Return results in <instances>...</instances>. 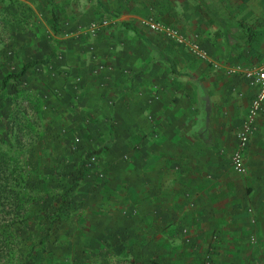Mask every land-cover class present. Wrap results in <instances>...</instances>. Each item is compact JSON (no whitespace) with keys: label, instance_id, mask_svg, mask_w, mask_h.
I'll use <instances>...</instances> for the list:
<instances>
[{"label":"crops","instance_id":"obj_1","mask_svg":"<svg viewBox=\"0 0 264 264\" xmlns=\"http://www.w3.org/2000/svg\"><path fill=\"white\" fill-rule=\"evenodd\" d=\"M122 19L115 24L128 26ZM137 27L126 42L84 54L69 86L106 170L93 216L102 246L136 264H264V115L244 152L246 172L236 173L235 134L255 89L224 72L259 62L264 42L251 41L261 56L253 60L248 49L239 58L222 51L220 38L219 54L202 44L222 63L214 70Z\"/></svg>","mask_w":264,"mask_h":264},{"label":"rangeland","instance_id":"obj_2","mask_svg":"<svg viewBox=\"0 0 264 264\" xmlns=\"http://www.w3.org/2000/svg\"><path fill=\"white\" fill-rule=\"evenodd\" d=\"M121 16L128 26L115 24ZM151 21L175 27L201 46L211 43L215 54L220 38L221 50L237 58L246 57V49L250 60L261 57L246 36L264 42V0H0V155L8 159L11 174L5 169L4 176L27 220L4 264H29L36 253L42 259L35 264H136L129 254L102 246L104 234L93 216L106 170L98 138L90 141L84 118L72 112L78 108L69 86L82 72V56L100 43L126 42L132 23L143 27L133 28L136 35L175 44L152 31ZM29 61L36 63L28 72L2 85L6 74ZM62 202L67 206L57 215Z\"/></svg>","mask_w":264,"mask_h":264},{"label":"built area","instance_id":"obj_3","mask_svg":"<svg viewBox=\"0 0 264 264\" xmlns=\"http://www.w3.org/2000/svg\"><path fill=\"white\" fill-rule=\"evenodd\" d=\"M149 28L157 33L164 34L166 38L175 42L176 45L185 49L196 59L209 63L214 70L221 68V62L213 59L208 51L201 46L198 41L187 39L184 34L177 28L164 26L156 21L148 23ZM227 75H240L255 91L249 103L246 116L241 126L236 130L237 146L232 152L231 163L236 173L243 174L246 172L244 152L249 143L250 137L256 129L257 120L264 115V57L256 63L249 66L234 64L224 67ZM90 163H94L95 156L90 157Z\"/></svg>","mask_w":264,"mask_h":264},{"label":"trees","instance_id":"obj_4","mask_svg":"<svg viewBox=\"0 0 264 264\" xmlns=\"http://www.w3.org/2000/svg\"><path fill=\"white\" fill-rule=\"evenodd\" d=\"M52 16L55 24L58 22V14L54 7H52ZM247 41H253L252 35L248 34ZM36 63V61H29L22 65L19 72H13L6 74L2 78V85L5 86L10 78L19 77L26 72ZM8 159H4L0 155V264H4L7 258L12 254V251L16 245V230L20 227L26 225L27 220L25 216L20 215V211H23V205L19 201L18 192L15 187H11L9 182L6 180L4 174L8 168ZM8 174H11L9 171ZM17 179H14L16 182ZM9 200L11 202H9ZM67 206L66 202H62L57 208V215H60V211L65 210ZM15 213V216L9 217L7 214ZM6 259V260H5ZM42 259L40 253H36L31 260L28 261L29 264H35ZM5 260V261H4Z\"/></svg>","mask_w":264,"mask_h":264}]
</instances>
